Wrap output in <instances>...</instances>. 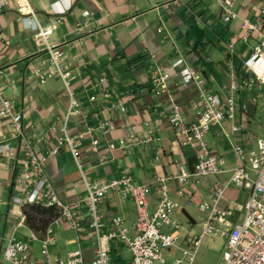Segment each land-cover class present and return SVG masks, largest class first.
Listing matches in <instances>:
<instances>
[{
  "label": "crops",
  "instance_id": "obj_1",
  "mask_svg": "<svg viewBox=\"0 0 264 264\" xmlns=\"http://www.w3.org/2000/svg\"><path fill=\"white\" fill-rule=\"evenodd\" d=\"M29 3L34 21L21 16L14 1L0 12V89L24 127L23 135H17L12 116L0 117V264H10L4 250L12 236L28 242L36 264H43L42 242L50 227L53 259H65L82 249L86 261L93 260L98 235L110 231L116 215L134 236L138 207L133 195L110 191L99 204V227L93 226L88 205L90 185L122 175L147 189L150 214L166 187L176 204L172 216L179 235L183 220L200 225L198 237L203 234L209 211H202L200 205L209 202L217 188H224L218 207L232 213L228 224L217 222L216 226L227 240L229 230L244 219L250 193L232 182L235 147L257 150L258 140L264 139V85L246 69L258 40L253 37L245 43L242 39L243 19L256 20L264 0H237L239 17L229 22L224 20L221 0ZM47 29L53 30L40 33ZM53 55L58 56L57 63ZM158 69L168 75L160 94L152 83ZM185 70L205 81L186 82ZM233 79L238 89L231 92L227 85ZM206 94L222 99L233 94L234 116L213 124L203 135L211 152L224 161L223 171L198 177L194 171L200 147L177 136L170 119L178 108L185 122H200ZM71 96L78 101L79 113L69 114ZM63 127L78 152L65 141L57 155H50ZM120 140L127 142L121 145ZM33 152L38 158L47 157V182L42 194L33 192L31 202L24 204L29 197L26 190L32 191L38 181L30 164L24 163ZM181 168L190 173L186 182L178 179ZM26 172L32 173L33 182L28 183ZM48 192L52 194L45 197ZM53 196L74 213L79 227L63 214V207L52 202ZM39 199L44 205L37 203ZM33 205L56 210L43 230L28 224ZM58 218L62 222L56 224ZM174 230L162 228L163 232ZM190 238L195 237L187 236L189 247H183L190 248ZM105 247L109 264L112 257L117 264H132L133 254L125 241L113 239Z\"/></svg>",
  "mask_w": 264,
  "mask_h": 264
},
{
  "label": "built area",
  "instance_id": "obj_2",
  "mask_svg": "<svg viewBox=\"0 0 264 264\" xmlns=\"http://www.w3.org/2000/svg\"><path fill=\"white\" fill-rule=\"evenodd\" d=\"M12 1L16 3L19 13L25 19L33 20L35 18L29 0H0V12L7 8ZM236 2L237 0H221L224 20L226 22L239 17L235 9ZM260 14L256 20L251 18L243 19L244 33L242 39L245 43L249 42L253 37L258 40L257 44L253 47L251 57L247 60L246 69L248 72L256 75L259 82L264 85V7L260 10ZM52 30L47 29L40 31V33L48 34ZM230 47H234V42L230 44ZM52 58L57 63L58 56L53 55ZM230 67L232 68V65ZM183 75L186 82H192L196 79L202 83L205 81L202 77L194 75L189 70H185ZM167 80L168 75L163 73L161 69H158L153 75L152 83L159 94L165 91L164 88ZM227 87L232 92L238 89V83L233 79ZM203 99L205 109L201 115L200 122H185L178 108L175 109L174 115L170 119L177 136L186 137L189 142L197 144L200 147L199 160L195 165L194 171V175L198 177L223 171L221 165H223L224 161L211 152L203 140V135L213 124L221 123L227 117H233L235 103L233 94L223 99L217 95L206 94ZM78 106V101L71 96L69 114L79 113ZM7 115L12 116L13 126L17 135H23L24 127L21 118L19 115L13 114L11 101L3 95L0 89V117ZM61 132L62 135L59 137V143L50 151V155H57L65 141H69L72 144V139L66 127H63ZM126 142V140H120L121 145ZM115 146L116 143H112V147L114 148ZM73 151L77 154V145H73ZM235 152L237 166L232 174V182L237 187L249 189L250 193L245 203L243 221L234 225L227 233V243L223 251L222 264H264V139L258 140L257 150L246 152L242 146L238 145L235 147ZM32 155L31 160L24 161V163L26 167L30 164L35 175L38 177V181H36L35 190H26L29 197L23 200L24 204L31 202L30 197L34 193L38 194L40 191L42 194L43 186L47 182L44 176V164L47 157L38 158L34 152ZM247 163L250 165L252 173L248 171ZM25 176L28 183L34 181L31 172H26ZM189 177L190 173L181 168L178 179L181 182H186ZM162 188V196L158 202L157 209L150 214L147 211V189L143 186H136L129 175H122L119 178L108 179L90 185L88 205L94 218L93 226H100L98 222L100 217L99 204L110 191L117 189L126 197L130 194L133 195L132 197L137 203L138 232L134 236L129 235L128 229L123 225V218L118 215L113 216L111 218L110 231L98 235L95 258L87 262L82 249L72 251L65 259L59 257L53 259L49 253V245L53 243V237L51 236L52 228L50 227L47 231V237L42 242L41 253L44 257L43 264H109V253L105 245L113 239H121L127 243L133 254L132 264H153L154 261L165 264V252L176 247V241L179 237V232L177 231L179 225L172 216L176 204L167 193L166 187L163 186ZM51 194L48 192L45 194V197H50ZM224 194V188H217L215 193L211 195L209 202L201 203L200 209L202 211H209V217L204 225L203 234L197 238H190V248L178 247L182 251V256L167 264H192L203 236L216 233L219 230L216 226L217 222L228 224L227 217L232 213L231 210L218 207V203ZM53 198L52 202L63 207V214L73 219L74 213L67 206H63V203L55 196ZM42 200L39 199L37 203L41 204ZM50 204L52 203H47L46 205ZM55 222L59 224L62 222V219L58 218ZM73 224L79 227L78 222L74 221ZM164 227L175 228V230L163 232L162 228ZM31 237L37 239L36 233L32 232ZM4 257L10 264H36L32 256L30 244L14 236L10 237L7 241Z\"/></svg>",
  "mask_w": 264,
  "mask_h": 264
},
{
  "label": "rangeland",
  "instance_id": "obj_3",
  "mask_svg": "<svg viewBox=\"0 0 264 264\" xmlns=\"http://www.w3.org/2000/svg\"><path fill=\"white\" fill-rule=\"evenodd\" d=\"M182 217L183 219H187L185 215H182ZM180 223V235L176 241V247L165 252V264L173 262L177 257L182 256L178 247H183L182 245L189 247L185 239L187 236L196 238L201 232L202 227L200 225H189L186 220L180 221ZM226 241V235L223 231L205 236L193 264H222ZM34 244L38 245L36 242H34ZM111 264H117V261L113 257ZM153 264L162 263L154 261Z\"/></svg>",
  "mask_w": 264,
  "mask_h": 264
},
{
  "label": "trees",
  "instance_id": "obj_4",
  "mask_svg": "<svg viewBox=\"0 0 264 264\" xmlns=\"http://www.w3.org/2000/svg\"><path fill=\"white\" fill-rule=\"evenodd\" d=\"M28 224L30 227L37 230H43L51 219L56 215L54 208H45L40 205H33L29 207Z\"/></svg>",
  "mask_w": 264,
  "mask_h": 264
}]
</instances>
